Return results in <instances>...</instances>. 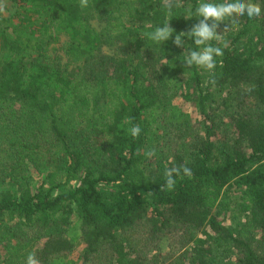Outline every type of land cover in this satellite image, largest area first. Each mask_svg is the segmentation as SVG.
Listing matches in <instances>:
<instances>
[{"label":"trees","instance_id":"1","mask_svg":"<svg viewBox=\"0 0 264 264\" xmlns=\"http://www.w3.org/2000/svg\"><path fill=\"white\" fill-rule=\"evenodd\" d=\"M8 1L0 264H264V0H252L260 16L219 24L213 73L184 64L191 38L172 42L202 19L201 0L171 16L162 0ZM168 20L167 41L145 36ZM62 36L65 61L48 55ZM182 165L192 176L166 189Z\"/></svg>","mask_w":264,"mask_h":264},{"label":"clouds","instance_id":"2","mask_svg":"<svg viewBox=\"0 0 264 264\" xmlns=\"http://www.w3.org/2000/svg\"><path fill=\"white\" fill-rule=\"evenodd\" d=\"M89 0H80V7H88ZM178 4V0H162V6L167 10L169 16H171L172 9ZM5 0H0V14H3L6 10ZM262 9L258 3L252 2V0H224L222 3L210 2V0H201L195 9L196 16L199 22L191 27L187 32H180L175 35L173 44L177 47H183V37L187 36L193 40V43L199 50H191L187 53L184 64L192 67L193 65L209 72L213 73L217 67L216 58L223 55V49L219 46H213L212 41H217L219 44L223 37L217 33V28L220 23L226 20V27L223 32H227L229 27L238 26V19L241 16L247 15L249 18L258 17L261 15ZM170 20V19H169ZM169 20L163 26H156L153 31L146 32L145 36L151 40L154 44L160 45L167 41L174 32V29L169 26ZM209 21L211 23H209ZM207 83L215 85V79H210ZM248 91L253 89L249 87ZM132 117H128L127 123L131 124ZM129 134L135 138L138 137L141 131L140 126L132 125L128 130ZM149 158L156 155L155 150H149L147 152ZM192 176V170L186 165L171 167L165 170V188L172 190L175 187V176ZM25 264H39V260L34 253H29Z\"/></svg>","mask_w":264,"mask_h":264},{"label":"rangeland","instance_id":"3","mask_svg":"<svg viewBox=\"0 0 264 264\" xmlns=\"http://www.w3.org/2000/svg\"><path fill=\"white\" fill-rule=\"evenodd\" d=\"M6 2V10L3 14H1V16L3 17H8L10 16L11 14H13V8L11 7V4H9V1L8 0H5ZM65 40L66 38L64 36H62L58 42L56 43H53L52 45H50L49 47V51H48V55L53 58H58L60 57V59H62L63 61H65L66 59V54H65V46H66V43H65ZM64 58V59H63ZM179 103V106L186 112L190 115V117H192V120L196 121V112H195V106L187 101V100H184V98H181V97H178L174 100V102H177ZM222 216H220L221 218ZM230 219L227 217V219L225 220V222H229ZM163 249L165 250L166 247L163 246ZM78 255H79V252H77V250H74L72 251L71 253H69V257L71 258H74V259H78Z\"/></svg>","mask_w":264,"mask_h":264}]
</instances>
